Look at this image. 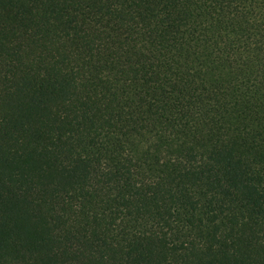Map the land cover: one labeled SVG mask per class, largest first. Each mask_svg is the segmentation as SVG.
Wrapping results in <instances>:
<instances>
[{
	"label": "trees",
	"instance_id": "trees-1",
	"mask_svg": "<svg viewBox=\"0 0 264 264\" xmlns=\"http://www.w3.org/2000/svg\"><path fill=\"white\" fill-rule=\"evenodd\" d=\"M0 264H264V0H0Z\"/></svg>",
	"mask_w": 264,
	"mask_h": 264
}]
</instances>
